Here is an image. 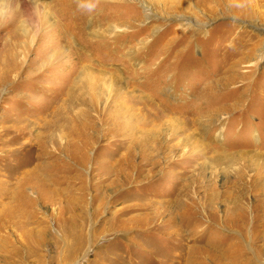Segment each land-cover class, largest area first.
I'll return each instance as SVG.
<instances>
[{"label": "rangeland", "instance_id": "rangeland-1", "mask_svg": "<svg viewBox=\"0 0 264 264\" xmlns=\"http://www.w3.org/2000/svg\"><path fill=\"white\" fill-rule=\"evenodd\" d=\"M49 1L0 5V264H264V0Z\"/></svg>", "mask_w": 264, "mask_h": 264}, {"label": "bare ground", "instance_id": "bare-ground-1", "mask_svg": "<svg viewBox=\"0 0 264 264\" xmlns=\"http://www.w3.org/2000/svg\"><path fill=\"white\" fill-rule=\"evenodd\" d=\"M23 2V6L26 8V10L27 11H30L31 9H32V6L35 8V9H37L39 12L42 10V6H41V4L42 3H40V0H32V2H29V4L27 3L28 1H26V0H5V3L3 4V5H1V6H13L15 3H18V2ZM54 1V0H53ZM52 0L51 1H49V2H47L48 3V5H50L52 2H53ZM46 2V1H45ZM76 2V1H75ZM47 5V6H48ZM52 5V4H51ZM76 5V4H75ZM5 8V7H4ZM15 32V31H14ZM27 33V32H26ZM25 33V34H26ZM3 37H0V40H3L2 39ZM8 40V39H7ZM27 40V39H26ZM23 44V43H22ZM24 46V45H23ZM17 49V48H16ZM12 49H9V51H7V55H8V57L11 55V56H14V57H16V55L20 52H18V51H16L15 50V52H14V49H13V51H11ZM6 57V56H5ZM2 59H4V58H2ZM6 73H11V69H10V67H9V65H7V69H6V71H5ZM89 87V86H88ZM90 88H92V87H90ZM93 90V89H92ZM71 99V98H70ZM71 102H72V99L70 100ZM70 104V103H69ZM53 131V130H52ZM57 132V131H56ZM55 135V132H51V135H49V137H51L50 139H53V136Z\"/></svg>", "mask_w": 264, "mask_h": 264}, {"label": "clouds", "instance_id": "clouds-1", "mask_svg": "<svg viewBox=\"0 0 264 264\" xmlns=\"http://www.w3.org/2000/svg\"><path fill=\"white\" fill-rule=\"evenodd\" d=\"M4 3H5V0H0V5H3ZM10 18H11L10 12L5 13V12L0 11V22H5Z\"/></svg>", "mask_w": 264, "mask_h": 264}]
</instances>
